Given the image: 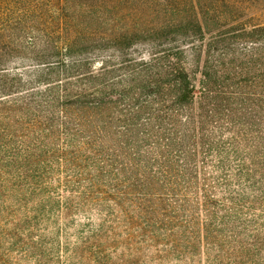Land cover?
<instances>
[{
  "label": "rangeland",
  "instance_id": "obj_1",
  "mask_svg": "<svg viewBox=\"0 0 264 264\" xmlns=\"http://www.w3.org/2000/svg\"><path fill=\"white\" fill-rule=\"evenodd\" d=\"M0 264H264V0H0Z\"/></svg>",
  "mask_w": 264,
  "mask_h": 264
},
{
  "label": "trees",
  "instance_id": "obj_2",
  "mask_svg": "<svg viewBox=\"0 0 264 264\" xmlns=\"http://www.w3.org/2000/svg\"><path fill=\"white\" fill-rule=\"evenodd\" d=\"M199 30L201 34H205L201 24H199ZM168 68L169 72L167 76H169V79L167 83L158 87V93L161 94L164 100L169 98V102L172 103L175 108L181 107L184 109L196 105V89L183 63H173Z\"/></svg>",
  "mask_w": 264,
  "mask_h": 264
}]
</instances>
